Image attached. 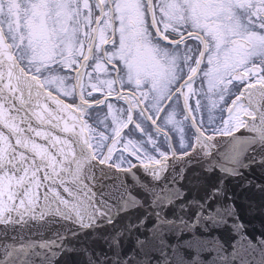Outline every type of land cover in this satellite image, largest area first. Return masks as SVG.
Segmentation results:
<instances>
[{
    "label": "snow or ice",
    "instance_id": "snow-or-ice-1",
    "mask_svg": "<svg viewBox=\"0 0 264 264\" xmlns=\"http://www.w3.org/2000/svg\"><path fill=\"white\" fill-rule=\"evenodd\" d=\"M185 121L197 142L240 128L264 140V0H0L3 229L103 215L84 183L93 166L130 171L129 153L159 168L147 142L125 130L155 144L143 125L183 134ZM20 239L0 242V264H32L36 247L51 252L56 243Z\"/></svg>",
    "mask_w": 264,
    "mask_h": 264
},
{
    "label": "water",
    "instance_id": "water-1",
    "mask_svg": "<svg viewBox=\"0 0 264 264\" xmlns=\"http://www.w3.org/2000/svg\"><path fill=\"white\" fill-rule=\"evenodd\" d=\"M252 135H214L159 168L96 163L84 183L103 215L0 225V242H56L36 247L32 264H264V140Z\"/></svg>",
    "mask_w": 264,
    "mask_h": 264
},
{
    "label": "flooded vegetation",
    "instance_id": "flooded-vegetation-1",
    "mask_svg": "<svg viewBox=\"0 0 264 264\" xmlns=\"http://www.w3.org/2000/svg\"><path fill=\"white\" fill-rule=\"evenodd\" d=\"M97 98H102L100 96V94H94ZM234 97H227L226 101L227 104L230 106L231 103V99H233ZM195 99H197V97H193L192 100L190 101L192 107H195ZM67 103H72V99L68 98L66 99ZM113 103H115V100H113ZM168 103H171L170 101ZM118 107H122L124 106L123 103L121 102L120 104L117 105ZM106 110V109H105ZM183 109L182 107L180 109H178V112H182ZM201 115L203 116V118L205 119V121L207 120V112L206 110H201ZM217 124H219V116L220 113L217 112ZM103 116V112H100V117L102 118ZM163 116L164 113H161V119L158 121V123L163 124ZM223 118L227 119V113L225 112L223 114ZM249 117H244V119L248 120ZM97 119L96 116V112H93L92 115V119L89 120L90 124H94V121ZM178 120H183V116L182 115H178L177 116ZM146 129L149 135H152L153 133H155V135H153V139H155L156 143L152 144L151 140H148L147 137L143 134L140 133L138 131H133L132 134L128 133V130H125L124 135L128 138V139H132L134 141H141V142H147L145 144V147L147 149V151L149 152L150 155L153 156V158L156 159H163L165 157H168L170 155H174V154H185L189 151H191L194 146L196 145L195 143H197V136H198V130L191 125L190 123H188L187 121H185L183 123V134L179 133V131H177V128L171 124L167 125L165 127V131H167L169 134L168 135H163L159 132H156L155 129L152 128V126L149 124L143 125ZM131 127V126H130ZM241 129V128H240ZM206 135H213V133H211V131H209L208 133H206ZM215 135H219V134H215ZM122 148V146H121ZM125 155L129 158V160H131V163L133 164V166H136L140 163V161L136 158V157H132L129 153H125ZM115 161V155L113 157V162ZM147 162V161H146ZM112 162H110L111 164ZM142 165V164H141ZM123 167H127V164H124Z\"/></svg>",
    "mask_w": 264,
    "mask_h": 264
}]
</instances>
